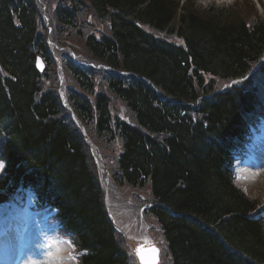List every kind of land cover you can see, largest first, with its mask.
<instances>
[{"label": "trees", "instance_id": "16d2710c", "mask_svg": "<svg viewBox=\"0 0 264 264\" xmlns=\"http://www.w3.org/2000/svg\"><path fill=\"white\" fill-rule=\"evenodd\" d=\"M248 13L195 0H0V204L32 192L80 264H133L112 187L148 237L160 229L162 264H264L258 201L234 179L248 125L264 117V64L248 77L264 59V19ZM48 39L72 52L55 60Z\"/></svg>", "mask_w": 264, "mask_h": 264}, {"label": "rangeland", "instance_id": "374dc122", "mask_svg": "<svg viewBox=\"0 0 264 264\" xmlns=\"http://www.w3.org/2000/svg\"><path fill=\"white\" fill-rule=\"evenodd\" d=\"M196 2L197 5L202 8H205L209 5H215L217 7L235 6L242 10L246 16L247 14L250 15L248 12H251V14L257 15L256 17H261L264 19V0H260L259 2L262 4L261 7H259L260 5L255 0H236L234 2L224 3H218L214 0H196ZM250 17L254 16L250 15ZM252 73L249 75L250 78H252ZM255 78L257 79L258 83H260L259 88L263 89L264 70H262L261 74ZM245 83L247 82H244V80H239L236 84L244 85ZM226 84L230 85L231 83H225L224 85ZM252 86L255 87L256 85ZM252 172L253 173H250L252 174L251 178L245 176V178L241 179V182H239L238 185H240L239 187H242L246 191L251 199L258 201L259 205H262L264 204V170L261 172L258 171L257 173H255V171ZM2 173V168H0V177L2 176ZM107 173H105V177H107L110 172ZM98 178L102 180L103 173H98ZM121 194L113 190L112 187L110 193L108 192L107 194V204L109 211L116 212L118 214L116 220L119 222L122 230L129 234L128 236H125L123 233V235L120 237L118 236V238H122L123 243H125L128 240H133V235H137L138 240H140V237L144 235L147 221L141 220V222H143L141 223L136 218L129 216L131 211L128 208V203L125 201V197ZM0 217H2V214H0ZM39 220L40 215H36L32 218L31 230L26 238L28 243V251L26 258L23 260V264H41V262H44V264H77V260L74 259V255L72 254V248H69V245L60 243L58 241L57 235L55 234V225L49 222L48 224L40 223ZM124 236L128 237V240H126ZM32 248H34L35 254H33L31 251ZM124 248L125 251H128L127 246L124 245ZM13 252H15V248L14 250L11 248L10 250H7V253H5L3 256V261L10 263ZM130 262L133 263L132 260H130Z\"/></svg>", "mask_w": 264, "mask_h": 264}, {"label": "water", "instance_id": "95a60500", "mask_svg": "<svg viewBox=\"0 0 264 264\" xmlns=\"http://www.w3.org/2000/svg\"><path fill=\"white\" fill-rule=\"evenodd\" d=\"M38 69L42 71L44 69V65L42 64L41 60L38 61ZM145 264H159L160 259H159V251L158 255L153 256L151 252L145 251ZM139 258V257H138ZM139 261L141 263V260L139 258Z\"/></svg>", "mask_w": 264, "mask_h": 264}, {"label": "snow or ice", "instance_id": "6c2138e0", "mask_svg": "<svg viewBox=\"0 0 264 264\" xmlns=\"http://www.w3.org/2000/svg\"><path fill=\"white\" fill-rule=\"evenodd\" d=\"M235 83V82H234ZM0 168H3V164H0ZM150 243V242H148ZM145 251L151 252L153 256L158 255V249H156L154 246L149 247L148 249H145L143 246L138 247L136 249V255L140 258L141 264H145Z\"/></svg>", "mask_w": 264, "mask_h": 264}, {"label": "bare ground", "instance_id": "6f19581e", "mask_svg": "<svg viewBox=\"0 0 264 264\" xmlns=\"http://www.w3.org/2000/svg\"><path fill=\"white\" fill-rule=\"evenodd\" d=\"M200 1H209V0H200ZM214 1H216V2H218V3H224V2H234V1H236V0H214ZM256 2H260V0H255ZM256 85V84H255ZM262 143V142H261ZM262 146H263V148H264V142L262 143ZM41 264H44V262H41Z\"/></svg>", "mask_w": 264, "mask_h": 264}]
</instances>
